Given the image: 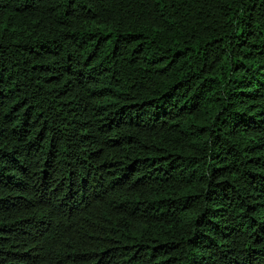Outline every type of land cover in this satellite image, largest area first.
Wrapping results in <instances>:
<instances>
[{
	"label": "trees",
	"instance_id": "16d2710c",
	"mask_svg": "<svg viewBox=\"0 0 264 264\" xmlns=\"http://www.w3.org/2000/svg\"><path fill=\"white\" fill-rule=\"evenodd\" d=\"M0 264H264V0H0Z\"/></svg>",
	"mask_w": 264,
	"mask_h": 264
}]
</instances>
